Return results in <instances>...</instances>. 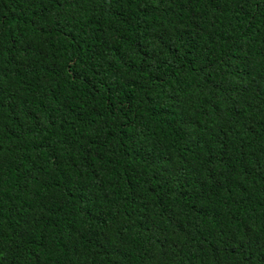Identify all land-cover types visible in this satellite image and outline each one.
Returning <instances> with one entry per match:
<instances>
[{
  "label": "trees",
  "instance_id": "16d2710c",
  "mask_svg": "<svg viewBox=\"0 0 264 264\" xmlns=\"http://www.w3.org/2000/svg\"><path fill=\"white\" fill-rule=\"evenodd\" d=\"M0 264H264V0H0Z\"/></svg>",
  "mask_w": 264,
  "mask_h": 264
}]
</instances>
